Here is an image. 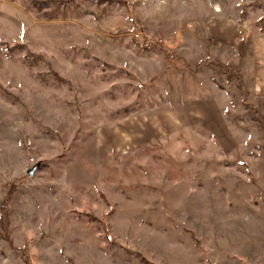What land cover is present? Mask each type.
I'll return each mask as SVG.
<instances>
[{"label": "rangeland", "instance_id": "374dc122", "mask_svg": "<svg viewBox=\"0 0 264 264\" xmlns=\"http://www.w3.org/2000/svg\"><path fill=\"white\" fill-rule=\"evenodd\" d=\"M0 264H264V0H0Z\"/></svg>", "mask_w": 264, "mask_h": 264}, {"label": "built area", "instance_id": "2783aa9c", "mask_svg": "<svg viewBox=\"0 0 264 264\" xmlns=\"http://www.w3.org/2000/svg\"><path fill=\"white\" fill-rule=\"evenodd\" d=\"M136 38H140V34H136ZM147 38H148V43L149 44H157V42L154 41V39H152L151 36H147Z\"/></svg>", "mask_w": 264, "mask_h": 264}, {"label": "crops", "instance_id": "0c3cea01", "mask_svg": "<svg viewBox=\"0 0 264 264\" xmlns=\"http://www.w3.org/2000/svg\"><path fill=\"white\" fill-rule=\"evenodd\" d=\"M215 39H217V40L219 41V43H222L221 40L218 39V37H215ZM226 42H227V41H225L224 45L227 44Z\"/></svg>", "mask_w": 264, "mask_h": 264}, {"label": "water", "instance_id": "95a60500", "mask_svg": "<svg viewBox=\"0 0 264 264\" xmlns=\"http://www.w3.org/2000/svg\"><path fill=\"white\" fill-rule=\"evenodd\" d=\"M137 1H140V0H137ZM29 175L32 176L33 175V172H30Z\"/></svg>", "mask_w": 264, "mask_h": 264}, {"label": "bare ground", "instance_id": "6f19581e", "mask_svg": "<svg viewBox=\"0 0 264 264\" xmlns=\"http://www.w3.org/2000/svg\"><path fill=\"white\" fill-rule=\"evenodd\" d=\"M215 10H216V12H219L218 8H216Z\"/></svg>", "mask_w": 264, "mask_h": 264}, {"label": "trees", "instance_id": "16d2710c", "mask_svg": "<svg viewBox=\"0 0 264 264\" xmlns=\"http://www.w3.org/2000/svg\"><path fill=\"white\" fill-rule=\"evenodd\" d=\"M35 5L38 4L37 2H33ZM221 65V64H220ZM222 66V65H221Z\"/></svg>", "mask_w": 264, "mask_h": 264}]
</instances>
